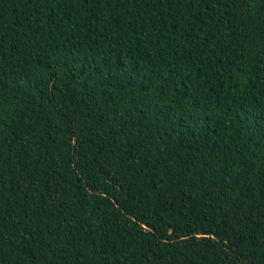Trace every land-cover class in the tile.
Wrapping results in <instances>:
<instances>
[{
    "label": "trees",
    "instance_id": "obj_1",
    "mask_svg": "<svg viewBox=\"0 0 264 264\" xmlns=\"http://www.w3.org/2000/svg\"><path fill=\"white\" fill-rule=\"evenodd\" d=\"M0 264H264V0H0Z\"/></svg>",
    "mask_w": 264,
    "mask_h": 264
}]
</instances>
